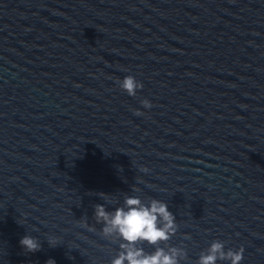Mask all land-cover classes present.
<instances>
[{"label": "water", "instance_id": "obj_1", "mask_svg": "<svg viewBox=\"0 0 264 264\" xmlns=\"http://www.w3.org/2000/svg\"><path fill=\"white\" fill-rule=\"evenodd\" d=\"M126 197L168 206L179 264H264V0H0V264H111L95 206Z\"/></svg>", "mask_w": 264, "mask_h": 264}, {"label": "clouds", "instance_id": "obj_2", "mask_svg": "<svg viewBox=\"0 0 264 264\" xmlns=\"http://www.w3.org/2000/svg\"><path fill=\"white\" fill-rule=\"evenodd\" d=\"M120 88L128 96H135L136 91L142 88L132 76L125 77L120 82ZM142 106L147 109L151 105L148 101H142ZM136 115H141L137 112ZM147 171V169H142ZM94 218L102 223L101 234L109 239L116 237L120 241V251L111 261V264H179L184 260L186 253L182 248H161L158 245L166 243L177 231L175 217L168 211V206L156 199L144 205L139 198L126 197L123 207H118L114 212H107L103 205H96ZM82 227L86 225L81 224ZM89 231H92L89 228ZM55 239H49L51 247L56 246ZM147 244L155 247L152 254L144 252L138 244ZM19 245L26 253L39 251L40 244L37 239L25 235L19 241ZM225 245L221 241H213L205 251L200 253L197 264H216L219 261H229L230 264H240L243 259L244 249L225 251ZM46 264H55L49 259Z\"/></svg>", "mask_w": 264, "mask_h": 264}]
</instances>
